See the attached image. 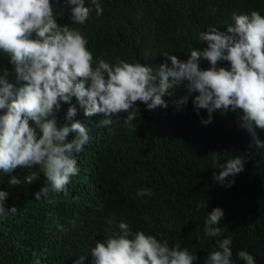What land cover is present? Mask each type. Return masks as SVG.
I'll return each instance as SVG.
<instances>
[{"label":"trees","instance_id":"obj_1","mask_svg":"<svg viewBox=\"0 0 264 264\" xmlns=\"http://www.w3.org/2000/svg\"><path fill=\"white\" fill-rule=\"evenodd\" d=\"M50 2L57 23L87 39L93 67L99 59L114 66L119 58L152 66L154 72L166 60L164 53L185 61L189 45L207 47L199 34L210 26L226 31L234 24V13L257 11L264 16V0H99L102 15L93 10L84 24H73L66 0ZM85 5L94 8L91 0ZM9 59L0 50V75L6 71L8 81L15 84ZM209 66L201 61V69ZM217 67L228 69L230 63L219 61ZM173 91L175 97H163L167 108L148 110L137 101L140 115L134 122L125 124L126 114H121L118 123L107 127L98 126L102 114L86 117L75 97L71 104L62 102L55 113L58 127L79 121L90 130L89 143L73 154L80 171L66 185L67 195L50 191L40 199L34 194L50 187V182L38 165L0 172V190L9 193L6 207L18 209L0 219V264H75L81 257H86L84 264H93L90 250L96 241L118 235L121 221L134 233L143 231L167 240L170 247L187 248L199 257L193 264H205L212 251L220 250L217 241L229 237L233 264H245L239 251L264 264V149L255 148L250 133L239 126L238 113H213L212 122L205 125L201 118H208L207 111L197 112L192 104L198 93L178 109L172 101L187 90ZM71 106L77 112L69 121ZM29 124L36 127L31 120ZM256 133L264 141V130L257 128ZM75 135L70 133L68 139ZM213 153L220 154L221 163L235 156L244 160V170L229 178L235 181L231 187L213 179L220 171L214 167ZM31 173L37 178L28 184L25 177ZM12 176L21 183L10 185ZM145 188L154 195L138 196ZM214 208L224 212L222 234L206 237L205 220ZM169 224L171 228L165 226Z\"/></svg>","mask_w":264,"mask_h":264},{"label":"clouds","instance_id":"obj_2","mask_svg":"<svg viewBox=\"0 0 264 264\" xmlns=\"http://www.w3.org/2000/svg\"><path fill=\"white\" fill-rule=\"evenodd\" d=\"M66 2L73 24H84L93 10L97 16L103 13L99 0H91L94 8L86 6L85 0ZM233 20L226 31L210 26L201 32L199 39L207 47L189 45L185 61L164 53L166 60L155 72L152 66L119 58L114 66L99 59L93 67L87 39L80 31L57 23L50 0H0V50L8 54L16 73L15 84L8 81L6 71L0 75V110H6L0 114V172L9 174L18 167L38 165L50 187H41L35 199L47 197L50 191L67 195L66 185L80 171L73 154L82 152L89 143L90 130L79 121L58 127L55 113L62 102L71 104L75 97L86 117L102 114L98 126L107 127L118 123L121 114H126L125 124L134 122L140 115L137 101L148 110L167 108L163 97H175L176 88L187 90L172 101L178 109L186 107L189 97L198 93L192 104L197 112L207 111L208 118H201L203 124L212 122L213 113L231 110L238 113L239 126L250 133L255 148L264 149V141L256 133L257 128L264 130V16L257 11L234 13ZM202 60L210 65L206 70L200 67ZM219 61L229 62L230 68L217 67ZM76 112L75 106L69 107L66 119L72 121ZM36 129L42 135L38 136ZM70 133L76 134L71 140ZM212 156L214 167L220 169L213 179L231 187L235 181L229 178L244 170V160L235 156L221 163L220 154ZM36 178L31 173L25 181L31 184ZM20 183L16 176L9 181L10 185ZM8 195L0 190V219L18 211L15 206L6 207ZM137 195L154 193L145 188ZM223 218L220 208L208 213L206 237L222 234L219 225ZM165 226L171 228L170 224ZM117 227L118 235L96 241L90 250L93 264H193L199 259L180 244L170 247L167 240L143 231L134 233L128 223L121 221ZM232 243L230 237L217 241L220 250L212 251L205 264H233ZM238 257L245 264H256L246 251H239ZM85 259L81 257L75 264H84Z\"/></svg>","mask_w":264,"mask_h":264}]
</instances>
